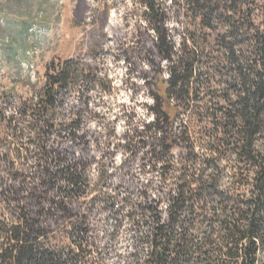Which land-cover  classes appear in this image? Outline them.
<instances>
[{"label": "trees", "instance_id": "obj_1", "mask_svg": "<svg viewBox=\"0 0 264 264\" xmlns=\"http://www.w3.org/2000/svg\"><path fill=\"white\" fill-rule=\"evenodd\" d=\"M141 3L154 33L138 50L153 101L141 131L115 141L100 127L91 91L103 80L71 60L50 61L28 96L0 104L11 144L0 200L12 206L0 264H264V0ZM45 5L0 4V54L14 68L40 45ZM170 17L182 26L178 51ZM119 149L128 155L116 163ZM146 168L156 174L141 178ZM59 232L63 245L52 242ZM119 241H131L126 252Z\"/></svg>", "mask_w": 264, "mask_h": 264}, {"label": "rangeland", "instance_id": "obj_2", "mask_svg": "<svg viewBox=\"0 0 264 264\" xmlns=\"http://www.w3.org/2000/svg\"><path fill=\"white\" fill-rule=\"evenodd\" d=\"M4 1L0 0V4ZM158 1L165 6L170 4V0ZM36 3L37 1L33 4L34 9ZM143 11L141 0H46L39 17L44 30L34 26L37 33L44 34L40 45L28 53L29 60L24 61L22 67L17 69L8 64L0 54V104L4 105L8 98L17 100L20 96H28L32 84L45 79L46 66L50 61L71 60L78 62L83 68H92L94 79L103 80V88L91 91L92 107L99 112V118L95 121L100 127H114L117 136L115 141H122L126 131L129 134L135 129L141 131L142 124L152 120L149 107L153 104L151 91L145 84L148 77L145 71L151 70L150 61L138 51L148 26ZM166 25L174 35L175 49L178 51L180 38L176 30L181 31V23L170 17ZM147 33L154 36L150 29ZM167 65L165 60L161 61L164 79L167 77ZM158 88L163 94L165 84H158ZM74 96L75 92L72 93V97ZM168 111L173 118L174 110ZM95 121L91 124L94 125ZM178 122L179 119L175 117V126ZM5 130L3 123L0 124V138L3 140L7 138ZM10 146L9 137L0 141V153H8ZM184 151L179 144L173 147L171 154L178 157ZM127 155L119 149L114 161L120 163ZM1 156L2 154L0 158ZM7 160L16 162V167L19 165V160L13 153L9 152ZM0 162L3 163L1 176L5 166L3 161ZM92 171L94 174L95 169L92 168ZM139 174L141 178L147 179L156 173H150L146 168ZM11 207L0 200V219L5 216L9 221L12 220L8 211ZM52 242L63 245L67 241L64 234L59 232ZM130 242L119 241L117 251L126 252ZM109 264H117L115 255L111 256Z\"/></svg>", "mask_w": 264, "mask_h": 264}, {"label": "built area", "instance_id": "obj_3", "mask_svg": "<svg viewBox=\"0 0 264 264\" xmlns=\"http://www.w3.org/2000/svg\"><path fill=\"white\" fill-rule=\"evenodd\" d=\"M32 68H33V64H32Z\"/></svg>", "mask_w": 264, "mask_h": 264}]
</instances>
